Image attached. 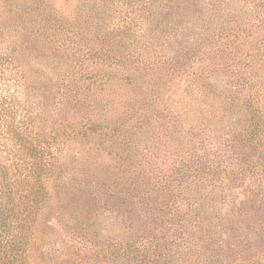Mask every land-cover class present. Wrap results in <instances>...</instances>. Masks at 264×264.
Here are the masks:
<instances>
[{"label": "rangeland", "instance_id": "374dc122", "mask_svg": "<svg viewBox=\"0 0 264 264\" xmlns=\"http://www.w3.org/2000/svg\"><path fill=\"white\" fill-rule=\"evenodd\" d=\"M0 164L20 264H264V0H0Z\"/></svg>", "mask_w": 264, "mask_h": 264}, {"label": "trees", "instance_id": "16d2710c", "mask_svg": "<svg viewBox=\"0 0 264 264\" xmlns=\"http://www.w3.org/2000/svg\"><path fill=\"white\" fill-rule=\"evenodd\" d=\"M38 200V198H35L32 201L35 206L33 208L38 206ZM20 220L19 216L14 214V209L7 208L4 200L0 198V259L4 264H20L19 260H21V254H23V246L20 245L22 240L17 242L13 236L20 224ZM23 227L24 225L22 224L20 229Z\"/></svg>", "mask_w": 264, "mask_h": 264}]
</instances>
